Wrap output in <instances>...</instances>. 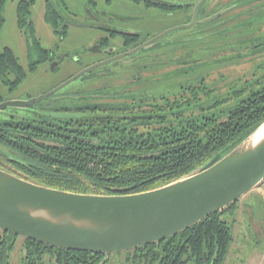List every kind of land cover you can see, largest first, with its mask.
Instances as JSON below:
<instances>
[{"label":"flooded vegetation","instance_id":"obj_1","mask_svg":"<svg viewBox=\"0 0 264 264\" xmlns=\"http://www.w3.org/2000/svg\"><path fill=\"white\" fill-rule=\"evenodd\" d=\"M201 1L57 0V4H53L46 0L56 17V31L47 24L55 39L51 48L43 47L38 39L41 47L48 51L43 57L45 61L26 48L23 54L26 61L23 83L27 80L26 85L30 84L27 76L37 70L41 69V74L45 75L56 72L62 63L76 68L68 79L93 65H103L79 77L84 82L81 89L58 94L60 89L32 106L5 108L0 112V150L9 158L0 153V160L9 164H4L8 165L6 168L16 170L10 165L17 163L19 158L23 159V153L45 155L48 145L56 147L60 142L74 140L76 131L88 129L91 121L97 119L91 111L83 110L95 108V113L113 118L111 123L115 124L129 116L134 117V113L142 109H149L155 103L151 98L154 89L150 81L159 77L160 80L167 79L173 72L172 64L178 66L175 74L185 73L189 52L184 43L207 39L213 43L211 47H215L214 42L228 33V26L233 30L241 29L242 33L248 32V36L258 31L257 26L245 30L244 24L253 19L247 16H254L264 7V0ZM242 2L251 5L235 14V8ZM230 11L234 15H227ZM30 21L36 32L31 15ZM44 31L50 33L46 28ZM58 42H67L72 48L60 51ZM245 43L248 46H244L235 58L263 55L255 50L264 44L263 37H250L240 45ZM0 84L9 95L18 93L21 83L13 90L1 81ZM51 90L42 94L23 92V97L15 98L0 93V104L27 101ZM65 100H69L68 105L62 104ZM74 101L82 103L73 104ZM114 111L122 114H109ZM43 113L78 117L54 118ZM162 253L164 262L172 261V264L171 248L163 250L160 245H146L105 257L102 254L51 248L0 230V264H158L161 261L158 255ZM211 259L210 264H213L214 257ZM207 262L205 256L204 264Z\"/></svg>","mask_w":264,"mask_h":264},{"label":"trees","instance_id":"obj_2","mask_svg":"<svg viewBox=\"0 0 264 264\" xmlns=\"http://www.w3.org/2000/svg\"><path fill=\"white\" fill-rule=\"evenodd\" d=\"M7 1L0 0V30ZM36 1L19 0L15 21L28 38L27 48L45 61L43 57L48 51L41 47L30 21L31 8ZM43 20L55 30L56 17L47 3ZM257 21L253 18L244 24L245 30L253 29ZM255 50L263 53L264 58V44ZM25 74L14 52L9 47L0 48V81L13 90ZM243 91L233 93L240 97ZM211 92L203 86H188L173 99L161 98V104L154 103L149 109H142L134 113V117L129 116L115 124L111 123L113 118L95 113V108L83 110L91 111L97 119L91 121L88 129L76 131L74 140L60 142L56 147L48 145L45 155L23 153V159L10 165L17 171L7 169L9 164L0 160V169L28 182L75 194L131 195L163 187L198 168L216 163L264 122V84L258 90L250 91L245 99L226 112L222 120L215 116L203 118L199 123L179 120L186 108L199 103ZM235 205L176 236L147 246L160 245L163 250L171 248L172 264H204L203 254L208 259L207 264L211 263L212 257L213 264H223L232 235L221 215L231 214ZM158 257L161 258L158 264L172 262H164L163 253Z\"/></svg>","mask_w":264,"mask_h":264},{"label":"water","instance_id":"obj_3","mask_svg":"<svg viewBox=\"0 0 264 264\" xmlns=\"http://www.w3.org/2000/svg\"><path fill=\"white\" fill-rule=\"evenodd\" d=\"M101 65L82 70L37 98L2 103L0 112L39 103ZM263 125L211 166L138 194H75L37 185L0 169V230L51 248L105 257L162 242L235 204L264 182V135L256 137Z\"/></svg>","mask_w":264,"mask_h":264},{"label":"rangeland","instance_id":"obj_4","mask_svg":"<svg viewBox=\"0 0 264 264\" xmlns=\"http://www.w3.org/2000/svg\"><path fill=\"white\" fill-rule=\"evenodd\" d=\"M18 1L8 0L4 6V23L0 30V48L9 47L23 67L26 64L23 54L28 45V38L16 25L15 10ZM45 1H36L31 8V20L36 25L35 34L41 45L51 48L54 36L49 26L43 21ZM49 1L57 4V0ZM250 5V3L242 2L235 8V14H238V11L243 8L250 7ZM234 12L230 11L227 15L232 16ZM247 17L258 19L256 24L258 31L252 36H248V32L242 33L241 29L233 30L232 27L228 26V33L223 39L214 42L215 47H211L213 43L207 39H196L184 43L189 52L185 73L175 74L174 70L178 66L172 64L173 72L167 79L160 80L161 77H159L150 81L154 89L151 98L154 99L155 104H161V98L173 99L178 96L183 88L199 85L212 92L199 103L186 108L179 120L181 122L191 120L199 123L203 118L212 116L222 120L226 112L236 106L241 99H245L250 91L258 90L264 84L263 55L245 56L242 59L235 57H238V52L243 50L244 46H248L247 43L244 45H240V43L245 42L250 37L264 38V7L260 8L254 16ZM44 28L48 29L50 33H45ZM58 43L61 46L60 51H68L72 48L67 42ZM74 70L76 68L69 66L68 63L60 64L56 72H49L47 75L41 74L42 70L40 69L27 76L30 84L26 85L27 80L24 83L21 82L18 93L8 95L1 84L0 93L10 98L23 97V92L42 94L66 81ZM83 87L84 82L79 78L61 89L58 94L76 91ZM243 89L240 97L233 93ZM68 101L65 100L62 104L68 105ZM80 103L82 102L74 101L73 104ZM235 207L239 209L237 213L221 215V219L227 222L232 235V242L223 264H264V187L262 188L260 185L242 196ZM254 221L257 222L255 225Z\"/></svg>","mask_w":264,"mask_h":264},{"label":"bare ground","instance_id":"obj_5","mask_svg":"<svg viewBox=\"0 0 264 264\" xmlns=\"http://www.w3.org/2000/svg\"><path fill=\"white\" fill-rule=\"evenodd\" d=\"M262 135H264V125L260 128V130L258 131L256 137L259 138V137H261Z\"/></svg>","mask_w":264,"mask_h":264},{"label":"crops","instance_id":"obj_6","mask_svg":"<svg viewBox=\"0 0 264 264\" xmlns=\"http://www.w3.org/2000/svg\"><path fill=\"white\" fill-rule=\"evenodd\" d=\"M264 183V182H263ZM262 183V184H263ZM262 184H261V187L263 188L264 187V184H263V186H262ZM256 189V188H255ZM239 211V209H237L236 207L234 208V209H232V212H231V214H235V213H237ZM254 223V225L257 223V222H253ZM259 224V223H258ZM260 225V224H259ZM260 226H262V225H260Z\"/></svg>","mask_w":264,"mask_h":264}]
</instances>
